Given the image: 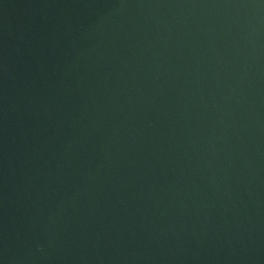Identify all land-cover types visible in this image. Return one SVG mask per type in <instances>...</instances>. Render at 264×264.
<instances>
[{
	"label": "water",
	"instance_id": "1",
	"mask_svg": "<svg viewBox=\"0 0 264 264\" xmlns=\"http://www.w3.org/2000/svg\"><path fill=\"white\" fill-rule=\"evenodd\" d=\"M0 264H264V0H0Z\"/></svg>",
	"mask_w": 264,
	"mask_h": 264
}]
</instances>
